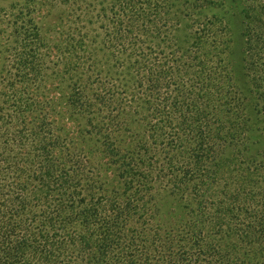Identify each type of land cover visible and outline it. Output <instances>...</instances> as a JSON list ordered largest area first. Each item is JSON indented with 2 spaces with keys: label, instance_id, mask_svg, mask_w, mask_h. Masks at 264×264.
<instances>
[{
  "label": "trees",
  "instance_id": "1",
  "mask_svg": "<svg viewBox=\"0 0 264 264\" xmlns=\"http://www.w3.org/2000/svg\"><path fill=\"white\" fill-rule=\"evenodd\" d=\"M224 1L0 5V264H264V0Z\"/></svg>",
  "mask_w": 264,
  "mask_h": 264
},
{
  "label": "rangeland",
  "instance_id": "2",
  "mask_svg": "<svg viewBox=\"0 0 264 264\" xmlns=\"http://www.w3.org/2000/svg\"><path fill=\"white\" fill-rule=\"evenodd\" d=\"M9 0H0V5H6L8 3ZM214 1H220V0H214ZM210 9V10H209ZM240 9V5L239 3H236L235 5H232L229 0H225L224 1V6L221 8H215V9H211L209 6H206L204 8V11H211V12H215L217 14H220L224 17V19H226V21H228L230 28L232 30V32L234 33V38L236 39L237 36H239L240 31H241V26H240V19L238 17L237 11H239ZM58 16H59V10H55L54 12L51 13V15H47L44 18H41V23L43 24V30H45V35L50 38L51 40H55L54 36H57L55 31L57 29V26L59 25L58 23ZM236 60H233V64L235 65ZM105 69H107L104 66ZM121 78V74L120 76H118V79ZM69 124L70 127L73 130L78 129L79 127H81V123L79 122V120L73 119L71 117H69Z\"/></svg>",
  "mask_w": 264,
  "mask_h": 264
}]
</instances>
